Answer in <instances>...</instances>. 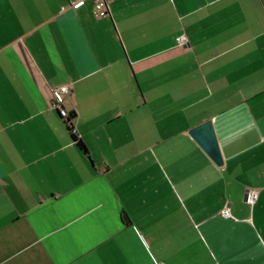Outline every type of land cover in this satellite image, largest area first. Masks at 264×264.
Segmentation results:
<instances>
[{
	"label": "crops",
	"instance_id": "0c3cea01",
	"mask_svg": "<svg viewBox=\"0 0 264 264\" xmlns=\"http://www.w3.org/2000/svg\"><path fill=\"white\" fill-rule=\"evenodd\" d=\"M79 1L0 0V264H264V0Z\"/></svg>",
	"mask_w": 264,
	"mask_h": 264
},
{
	"label": "built area",
	"instance_id": "2783aa9c",
	"mask_svg": "<svg viewBox=\"0 0 264 264\" xmlns=\"http://www.w3.org/2000/svg\"><path fill=\"white\" fill-rule=\"evenodd\" d=\"M94 3V7L98 13L99 18H103L108 14V0H92ZM85 0H81L79 2L73 3L72 7L77 9L83 6ZM176 43L178 46H186L189 43V40L186 36H179L176 38ZM70 94L69 88L67 86H62L54 90V104L53 107L59 111L60 115L64 119L69 118V114L67 110L64 108V100L66 96ZM258 200V192L256 190H252L249 192L247 197V204L253 207ZM222 215L226 218H230L229 210H224Z\"/></svg>",
	"mask_w": 264,
	"mask_h": 264
},
{
	"label": "water",
	"instance_id": "95a60500",
	"mask_svg": "<svg viewBox=\"0 0 264 264\" xmlns=\"http://www.w3.org/2000/svg\"><path fill=\"white\" fill-rule=\"evenodd\" d=\"M193 139L203 148L217 166H223V156L212 121L191 131Z\"/></svg>",
	"mask_w": 264,
	"mask_h": 264
},
{
	"label": "trees",
	"instance_id": "16d2710c",
	"mask_svg": "<svg viewBox=\"0 0 264 264\" xmlns=\"http://www.w3.org/2000/svg\"><path fill=\"white\" fill-rule=\"evenodd\" d=\"M66 125H67V129L68 132L70 134V137L72 139V141L82 150L84 151L86 154H88L87 148L85 146V144L83 143V141L79 138L75 128L73 127L72 123L70 122L69 119H66Z\"/></svg>",
	"mask_w": 264,
	"mask_h": 264
}]
</instances>
